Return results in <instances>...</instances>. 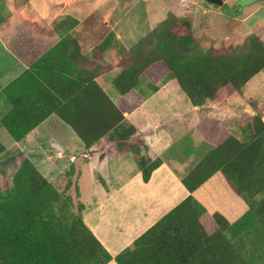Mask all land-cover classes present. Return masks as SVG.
I'll use <instances>...</instances> for the list:
<instances>
[{"label":"crops","instance_id":"0c3cea01","mask_svg":"<svg viewBox=\"0 0 264 264\" xmlns=\"http://www.w3.org/2000/svg\"><path fill=\"white\" fill-rule=\"evenodd\" d=\"M174 1L176 4L181 2ZM189 1L198 0L186 2ZM11 2L13 6L7 12L12 17L7 20L2 17L0 23V120L6 116L12 117L9 122H13L14 131L23 130L37 116L43 115L51 104H56L54 99L38 87V73L49 81L55 78L52 83H55L58 91H63L64 85L79 81L82 69L88 73L94 72L95 83L111 102H115L119 94L113 80L120 68L116 67L117 57L114 56L129 49L136 40L142 38L156 25L144 33L141 32L143 27L140 25L134 33L127 11L122 12L120 7L117 9L115 0H11ZM251 2L248 0L247 4ZM260 6L262 5L257 8ZM172 7L173 11H167L165 17L169 13L179 17L180 11L176 10L175 5ZM24 8L29 9L28 14H24ZM203 10L208 12V9ZM195 15L192 18V27L195 25ZM249 15L243 16V21L238 19L239 22H244L247 17L249 20ZM58 20L61 25L56 28ZM257 22L258 20L253 25ZM259 24L264 28L262 22ZM259 34L255 35L264 44V29ZM52 47L46 59H43L35 70L28 71L31 64ZM80 56L84 59L81 60ZM262 70L264 73V68ZM70 89L73 90V85ZM232 94L222 104L211 105L214 107L212 112L200 113L199 107L189 103L191 106L188 111L189 119L178 116V121L189 122L193 128L195 134L192 139L196 148L210 142L205 140L198 127L201 119H209L208 123H203L202 126L208 129L205 126L211 125L216 135L223 130L233 135L234 132H231L233 129L240 133L241 130H238L231 120L228 121V116H234L231 114L238 112L236 106L240 108L243 106L244 112L247 109L249 113H241L247 114L246 116L258 114L264 124L263 104L259 107L253 106L254 100L244 98L241 91ZM229 100L232 101L231 107L228 105ZM144 102L145 99L139 106ZM139 106L125 116L130 126L134 127L133 134L121 135V138L124 137L122 140L124 144H132V138L140 137L143 143L141 142L142 147H139L138 154L159 159L160 163L150 172L147 181L142 180L134 159L136 154L130 148L119 151L113 148L118 143L113 140L116 138L114 130L109 129L100 134V124L95 123L87 127L85 139L90 140L96 134L100 136L84 146L72 128L52 112L44 114L38 124L26 130L27 132L19 138H14L3 125H0L2 147L0 181L19 155L26 158L58 192H62L63 188L57 187V181H72L73 184L67 186L64 194L74 195L76 204L81 205L80 215L83 223L111 257L104 264H117L114 256L170 211L173 214L166 218L162 225L166 228L175 226L182 230V233L185 232L188 235V243L191 244L186 245V250L191 255L196 251L202 252L205 261L207 256H212L213 251V241L212 237L207 235L206 221L211 218L214 205L217 204L215 193L220 190L195 188L193 199L179 205L189 195V191L180 181L188 171L182 172L181 166L175 165V160L168 159L170 155L165 158L159 157L167 151L165 140L168 139L170 132L160 129L161 123H158L156 118L149 120L147 115L149 125L147 122L143 126L136 124L133 118L137 115ZM214 110L232 111L226 113L224 122V118H219ZM71 111L72 115L80 120L79 96L72 104ZM95 116L100 118L99 113ZM204 128L202 129L206 132ZM210 140L213 141L212 138ZM63 184L66 185V182ZM0 193L3 194V191L0 190ZM198 217L204 219L203 229L197 222ZM209 223L211 224V221ZM175 227L172 228V232ZM154 248H157L156 244ZM161 256L162 259L167 258L164 254ZM152 263L161 264L156 260ZM152 263L147 259L144 264Z\"/></svg>","mask_w":264,"mask_h":264},{"label":"trees","instance_id":"16d2710c","mask_svg":"<svg viewBox=\"0 0 264 264\" xmlns=\"http://www.w3.org/2000/svg\"><path fill=\"white\" fill-rule=\"evenodd\" d=\"M178 24L179 19L169 13L134 46L123 51L119 59L120 71L113 80L119 94L115 102H111L95 83L94 72L82 69L77 83L62 87L65 93L58 91L52 83L55 78L49 81L38 73V87L56 103L51 104L44 114L54 113L86 146L109 129L118 134L125 116L142 103L143 97L135 89L139 76L144 77L150 91H155L157 84L169 73L190 104L199 107L206 101L219 102L231 93H240L245 82L264 68V44L255 34L248 35L241 44L203 48L189 30H181ZM60 25L58 20L55 27ZM52 49L34 61L28 71L35 70ZM72 85L73 90L70 89ZM78 96L80 120L71 111ZM98 113L100 118L95 116ZM44 114L37 116L23 130H12L13 122H9L12 117L9 116L1 119L0 125L14 138H19L38 124ZM247 118L251 121L252 132L243 141L231 135L219 138L211 125L205 126L208 129L202 126L208 123L207 118L198 122L205 140L211 142L212 138L213 144L181 177L189 195L179 205L193 199L195 188L219 189L215 198L225 201L229 207L236 204L237 194L253 197L258 192L264 193V124L258 114ZM95 123L101 125L100 134L85 139L86 128ZM133 132L131 129L128 135ZM113 140L121 143L124 137L119 134ZM140 146L141 142L134 152L135 162L145 182L160 161L157 157L150 160L139 155ZM17 160L9 190L0 195V264H104L111 259L83 223L81 205L77 203L74 212L69 210L56 215L53 207L59 192L26 158L19 155ZM236 206L237 210L241 207L238 203ZM239 212L231 222L216 211L211 213L206 228L207 235L212 237L213 251L205 261L202 252L191 255L186 250V245L191 244L185 232L175 226L172 232L173 227L162 225L173 214L171 211L113 259L117 264H144L147 259L161 264H249L239 249L243 247V238L252 230L257 231L256 221L264 229V197L246 209L240 208ZM197 222L203 229L204 219L198 217ZM226 231L232 238L225 236ZM234 237L239 238L238 245L231 241ZM155 244L157 248H154ZM163 254L168 259H162Z\"/></svg>","mask_w":264,"mask_h":264},{"label":"rangeland","instance_id":"374dc122","mask_svg":"<svg viewBox=\"0 0 264 264\" xmlns=\"http://www.w3.org/2000/svg\"><path fill=\"white\" fill-rule=\"evenodd\" d=\"M21 1V0H18ZM174 1V0H173ZM172 0H115V4L117 9L120 7L121 11H127L128 17L131 19V23L133 26L134 33L137 32L138 27L141 25L143 27L141 32H145L152 28L155 24L160 22L165 17V13L167 11H173V5L176 6V10L180 11L179 24L181 30L187 31L189 30L190 34L197 40V42L203 48L208 46H216L222 44L224 46L228 45H237L241 44L245 38L251 34H259L264 28H262L259 22L264 24V0H251L250 4H247L248 0H222L223 3L218 7L217 5L206 2L205 0L198 1H189L186 2L184 0H180L181 2ZM113 2V1H112ZM132 2L130 5L129 3ZM225 2V3H224ZM260 6V8H257ZM13 6L11 0H0V23L2 22V17L7 18L12 17L7 11ZM131 6V8H129ZM245 6V7H244ZM208 9L207 10H203ZM255 8L253 13H251ZM116 9V10H117ZM196 11V15H195ZM244 11V12H243ZM29 9L24 8V14H28ZM251 14H250V13ZM195 15V25L192 27V18ZM250 14V15H249ZM246 20L244 22H239L238 19L242 20V17ZM243 17V18H244ZM258 20L256 25L253 23ZM262 20V21H260ZM197 22V23H196ZM260 35V34H259ZM264 38V37H263ZM141 39V38H140ZM139 39V40H140ZM138 40H136L133 45ZM123 51V50H122ZM122 55L118 53L116 60V67H119L118 59ZM139 83L135 87L136 91L140 93L145 99L143 105L139 106L140 109L136 113L137 115L133 118L136 124H140L143 126L145 122L150 124L146 119V115L150 119H157L158 123H161L160 129H163L165 132L169 131L168 139L165 140L166 146H168L167 151L159 155V157H167L168 159L175 160L176 166H181L182 172H187L191 169L195 163L201 158V156L205 153V151L212 146V142H207L208 144H201L197 148L194 146V141L192 136L195 134L193 132V128L191 127L189 122L184 120L178 121V116H184L186 119H189L188 111L191 109L190 102L184 95V93L180 90V88L174 82V79L169 73H166L163 79L158 83L155 91H150L145 83V79L143 76H139ZM237 94V93H236ZM241 94L243 97H249V99L254 100L252 103L253 106H261L263 104L264 107V73L263 70L259 73L255 74L250 80H248L241 89ZM230 95H233L232 93ZM229 95V96H230ZM147 97V98H145ZM224 98V97H223ZM221 98V99H223ZM228 98L219 101V102H209L206 101L203 105L199 106V112L204 113L207 111L212 112L214 107L213 104H222ZM232 102L229 100V103ZM231 107V103L228 104ZM238 112H234V116H228V121H232L233 124L241 130L240 133L233 129L231 132L234 134H229V132H220L218 133L219 138H225L227 135H231L236 137L239 140H246L250 137L252 132V127H250V119L246 116L247 114L241 113H249L246 109L244 112L243 106L240 108L236 106ZM232 110H227L220 112L219 110L215 111L219 118H224L223 121H226V113ZM230 114V113H229ZM158 116V117H156ZM264 117V116H263ZM132 120V117H131ZM236 122V123H235ZM238 124V125H236ZM134 127L130 126V124L126 121L119 128V133L117 135L129 136L128 133ZM193 132V133H192ZM132 144H124L123 142H118L116 146L113 148L117 151L122 149H131L134 153L137 149V146L142 139L140 137L132 138ZM120 143V144H119ZM143 143V142H142ZM119 144V145H118ZM136 154V153H134ZM148 159L152 160L153 158L145 156ZM18 157L11 164V167H8L9 172H5L4 178L0 181V190L3 191L5 195L9 187L11 185V175L14 171V166H16ZM134 159L136 160V156L134 155ZM11 170V171H10ZM182 174V173H181ZM66 182V185L63 183ZM51 184V183H50ZM73 184L72 181H64L60 180L56 182L58 188H63L62 192H59V198L55 206L53 207V211L56 215H60L62 212L66 211H76V202L73 194L66 195L64 192L67 190V186ZM52 185V184H51ZM53 186V185H52ZM54 187V186H53ZM56 189V188H55ZM69 197V198H68ZM264 197V193L258 192L253 197H247L245 194H237L235 195L236 204L240 205L242 209H246L253 204V202L262 201ZM216 205H214L213 210L217 213L222 214L223 217L227 218L228 221L235 220L240 214V208L237 210L236 204H232V207L228 206V203L218 201L215 198ZM224 205L225 207H223ZM220 211V212H218ZM255 227L257 231L252 230L249 235L243 238L244 244L239 252L244 257V260L249 264H264V229L262 230L261 223L259 221L255 222ZM254 227V228H255ZM253 228V229H254ZM229 237V231L225 232V236ZM232 238V237H231ZM238 237H234L231 239L235 245H238Z\"/></svg>","mask_w":264,"mask_h":264},{"label":"water","instance_id":"95a60500","mask_svg":"<svg viewBox=\"0 0 264 264\" xmlns=\"http://www.w3.org/2000/svg\"><path fill=\"white\" fill-rule=\"evenodd\" d=\"M205 1L217 6H220L222 4V0H205Z\"/></svg>","mask_w":264,"mask_h":264}]
</instances>
